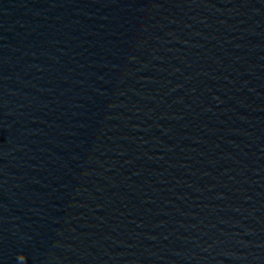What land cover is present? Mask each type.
I'll list each match as a JSON object with an SVG mask.
<instances>
[{
	"label": "water",
	"instance_id": "obj_1",
	"mask_svg": "<svg viewBox=\"0 0 264 264\" xmlns=\"http://www.w3.org/2000/svg\"><path fill=\"white\" fill-rule=\"evenodd\" d=\"M0 264H264V0H0Z\"/></svg>",
	"mask_w": 264,
	"mask_h": 264
},
{
	"label": "clouds",
	"instance_id": "obj_2",
	"mask_svg": "<svg viewBox=\"0 0 264 264\" xmlns=\"http://www.w3.org/2000/svg\"><path fill=\"white\" fill-rule=\"evenodd\" d=\"M24 256V255H23ZM26 260V257L24 256V260L23 261H25Z\"/></svg>",
	"mask_w": 264,
	"mask_h": 264
}]
</instances>
